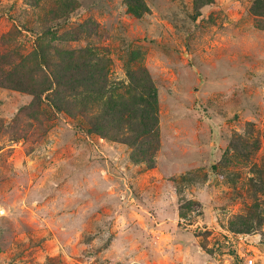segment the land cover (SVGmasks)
<instances>
[{"label":"rangeland","instance_id":"374dc122","mask_svg":"<svg viewBox=\"0 0 264 264\" xmlns=\"http://www.w3.org/2000/svg\"><path fill=\"white\" fill-rule=\"evenodd\" d=\"M1 81L0 264H264V0H0Z\"/></svg>","mask_w":264,"mask_h":264},{"label":"trees","instance_id":"16d2710c","mask_svg":"<svg viewBox=\"0 0 264 264\" xmlns=\"http://www.w3.org/2000/svg\"><path fill=\"white\" fill-rule=\"evenodd\" d=\"M134 5L135 7L132 8L131 10L132 13H134L137 16L141 15L143 8H144L143 4L138 3ZM66 54L71 55L72 53H70L69 51V52H66ZM35 57L39 58L40 56L36 54ZM70 60L71 61L67 60V64L66 66H64V69H65L64 71H61L63 67L59 65V67L54 68V70L56 69V71L54 72L53 69L50 70L48 66L43 65V64H46V61H45V56H42L41 63L37 64V67L41 65L40 67L42 68V65H43L45 68H47V71L48 72L50 71L49 75H52L51 78H53V81L50 80L49 78H46V79L44 78L43 81H41L40 90H36L35 88H32L31 85L33 82V77L31 78L32 82H30L29 80L27 83L23 82V78L20 76L21 64H16L12 67V70L7 73L9 78H6V80L10 82L9 85H13L14 87H16V89L28 91L30 94L34 96V98H41L42 93L49 91L51 89L50 87H52L54 83L57 89L65 88V86L68 85L69 83L71 84L76 83L73 87L75 89V93H77L78 95L88 94V97H90L91 95H93V93L83 90L82 84L79 83L78 81H81V79L84 77L85 74H89L90 71L87 68L91 64L90 63H85L84 65L74 64V63H71L73 62L72 58ZM28 73H32V72L30 71ZM60 73H65V76L62 77ZM129 79L132 82H135L136 80L135 77L133 76H131ZM34 82L36 81L34 80ZM0 85H5V82L1 81ZM144 85L146 86V90L141 91L139 94L136 92L138 85L135 86L131 94V98H129L128 100L132 101L131 99L138 96L140 99V104L135 103V107L131 109L126 107L124 96L119 95V96L114 97V95L108 94L107 97L105 96H103V98L101 97V100L105 102V105H107L108 108H110L112 112L120 118L121 121H131L132 119H137L138 126L141 129V133H140L141 136L146 137V133L149 136H156L154 132V126L156 124L154 122V119L151 117V114L154 110L152 108V104L155 100V97H154V94L152 93L151 85H149V83L144 84ZM131 86L132 85L127 87L129 96L131 92ZM126 116H127V120H125ZM101 124H102L101 122L93 124L92 131L93 132L100 131V132L105 133L103 128H101L102 127ZM139 137L138 135L133 137L134 140L130 141L129 144L136 145L137 144L136 140L140 141ZM139 149H142V148H139ZM140 153L145 154L146 151L142 150Z\"/></svg>","mask_w":264,"mask_h":264},{"label":"built area","instance_id":"2783aa9c","mask_svg":"<svg viewBox=\"0 0 264 264\" xmlns=\"http://www.w3.org/2000/svg\"><path fill=\"white\" fill-rule=\"evenodd\" d=\"M253 259H254V258H249V259L247 260V263H246V264H254Z\"/></svg>","mask_w":264,"mask_h":264}]
</instances>
